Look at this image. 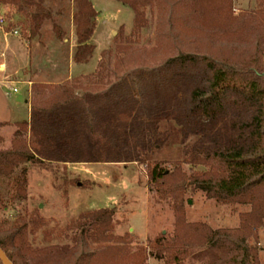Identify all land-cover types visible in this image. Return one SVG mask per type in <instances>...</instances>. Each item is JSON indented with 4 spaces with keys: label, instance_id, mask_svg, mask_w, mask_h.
Masks as SVG:
<instances>
[{
    "label": "rangeland",
    "instance_id": "rangeland-1",
    "mask_svg": "<svg viewBox=\"0 0 264 264\" xmlns=\"http://www.w3.org/2000/svg\"><path fill=\"white\" fill-rule=\"evenodd\" d=\"M35 1L42 3L51 14V19L44 23L37 36L32 35L30 28L29 14L34 8L26 14L14 5L0 2V123L6 124L0 128V151L12 148L16 125L30 119L34 86L62 85L71 80L70 66L76 63L79 47L77 24L84 16L79 0ZM90 2L99 15L94 34L88 42L95 50L88 62L82 64L91 63L93 68L90 67L92 69L87 75L77 77L85 87L92 81L98 82V79L91 80L90 77L98 73L102 59L110 63L111 71L116 69L118 46L126 44L124 37L131 35L134 19L133 11L115 0ZM204 12L199 13L200 23L204 22L206 29L213 27L217 44L234 38L233 32L244 25L245 30L240 32V37L246 38L248 44L233 50L222 48L221 43L220 46L207 43L206 34L195 32L193 27L190 33L199 36V41L185 45L178 43V46H170L163 51L157 39L156 15L148 10L150 24L132 45L138 48L137 53L128 59L129 65L123 66L119 74L123 76L127 72L134 74L159 68L170 58L180 55L198 56L200 60L207 57L235 70L244 69L256 58L264 65V52L260 54L256 44L260 40L264 43V0H234V14L239 25L214 26ZM16 30L18 35L14 34ZM198 66L204 68V63L200 61ZM10 88L18 89L19 93L9 95ZM197 88L195 82H188L186 86L171 87L164 94L183 123L170 119L155 125L165 143L161 149L148 155L143 163H61L50 160L43 165L29 163L24 165L28 179L25 200L14 198V174L11 178L0 176V239L14 235L16 229L20 230L16 238V246L20 250L15 249L17 263L75 264L78 255L72 258L68 253L74 247L80 224L84 222L83 215L109 209L115 212L113 230L90 238V246L97 253L90 262L82 264H124L128 248L147 246L161 234L174 235L176 231L182 234L191 249L187 264H232L229 262L228 245L208 244V234L210 231L239 229L241 216L250 215L252 208L218 203L208 199L193 185L186 186L190 184L184 182L186 178L197 172H207L210 166L214 167V177L221 176L225 169L216 160L212 159L208 167L188 165L179 167L181 171L174 170L178 168L177 163L184 160L186 148H191L203 135L204 147L200 152L203 156L230 153L238 146L249 144L251 129L248 126L257 107L230 96L223 109L213 107L205 113L195 107L193 92ZM148 98L146 96L147 101ZM189 128L191 132L202 131V135H190L187 139L185 133ZM25 138L28 139L27 135ZM158 162L174 173L167 180L169 186H185L178 195L185 212L182 222H178L175 216L171 197L159 199L149 190L146 164ZM261 193L264 198V187ZM262 207L264 209V203ZM247 243L257 249L258 263L264 264V218L259 227L252 229ZM13 244L8 242L6 248L14 259ZM148 264L165 262L150 258Z\"/></svg>",
    "mask_w": 264,
    "mask_h": 264
},
{
    "label": "trees",
    "instance_id": "trees-1",
    "mask_svg": "<svg viewBox=\"0 0 264 264\" xmlns=\"http://www.w3.org/2000/svg\"><path fill=\"white\" fill-rule=\"evenodd\" d=\"M115 1L134 13L132 33L124 37L126 44L119 45L115 55L116 69L111 71L110 63L102 59L100 70L90 77L91 80L98 79V82L92 81L90 86H83L79 78L54 87L36 84L33 88L30 119L16 125L12 148L0 151V176L11 178L14 174V198L25 200L28 179L24 165L29 163L43 165L46 160L61 163H143L148 155L161 149L165 143L155 125L170 119L183 123L165 100L164 94L171 87L195 82L198 85L193 92L195 107L205 113L213 107L223 109L230 96H236L257 107L248 126L251 129L249 144L238 146L230 153L203 156L200 154L204 147L203 135L191 148H186L184 160L177 163L178 168L174 171H181L179 167L188 165L194 168L208 167L212 159L225 169L221 176L214 177V167L210 166L209 171L191 174L184 182L190 183L187 187L193 185L196 190L205 193L208 199L218 203L252 208L250 215L241 216L239 229L210 231L207 243L214 246L227 244L230 250L229 262L232 264H259L258 251L248 245L247 237L251 236L252 229L259 227L264 218V198L261 193L264 187V65L256 58L244 69L235 70L207 57L200 60L198 56L180 55L170 58L159 68L141 70L134 74L127 72L123 76L119 74L123 66L129 65L128 59L137 53L138 48L132 45L150 24L148 10L156 15L157 39L163 51L170 46H178V43L185 45L199 41V36L190 33L193 27L195 32L206 34L207 43L220 46L221 42L216 43L217 35L213 27L206 29L204 22L200 23L199 13L205 11L210 23L217 27H229L235 23L239 25L238 17L234 14V0ZM0 2L14 5L26 14H29L31 8L35 9L29 14L33 36H37L44 23L51 19V14L43 8L42 3L35 0ZM79 3L84 16L77 24L79 47L75 61L83 64L88 62L95 50L88 42L94 34L99 14L90 0H79ZM242 30H245V25L233 32L234 38L224 41L220 38L223 41L221 47L233 50L239 45H247V39L240 37ZM256 44L257 51L260 54L264 52L263 41H257ZM200 61L204 63V68L198 66ZM146 96H149L148 101ZM3 126L6 124L0 123V128ZM185 134L188 139L190 135H202V131L191 132L189 128ZM146 167L150 192L155 193L159 199L171 197L178 222L184 221V207L178 195L185 186H169L167 180L174 173L166 170L159 162L147 163ZM114 215V210L109 209L83 215L84 222L80 224L74 247L68 253L72 258L78 255L75 264L90 262L94 258L97 252L90 246L89 240L99 233L106 235L112 231ZM15 231L14 235L0 239V248L13 264H19L15 249L20 252L16 246L20 230ZM8 242L14 243V259L6 248ZM190 251L188 242L176 231L174 235L161 234L149 241L147 246L128 248L124 264H148L150 258L164 261L165 264H187Z\"/></svg>",
    "mask_w": 264,
    "mask_h": 264
},
{
    "label": "crops",
    "instance_id": "crops-1",
    "mask_svg": "<svg viewBox=\"0 0 264 264\" xmlns=\"http://www.w3.org/2000/svg\"><path fill=\"white\" fill-rule=\"evenodd\" d=\"M0 38H1V36H0ZM90 67L93 68V66H91V63L84 64V65L72 63L71 66H70V79L77 78V77H79L81 75H87L89 73V71L92 69ZM9 106L10 105L7 103L6 109H7L8 112H9V108H10ZM11 112H13V110H11ZM0 264H2L1 261H0Z\"/></svg>",
    "mask_w": 264,
    "mask_h": 264
},
{
    "label": "water",
    "instance_id": "water-1",
    "mask_svg": "<svg viewBox=\"0 0 264 264\" xmlns=\"http://www.w3.org/2000/svg\"><path fill=\"white\" fill-rule=\"evenodd\" d=\"M0 260L2 264H13L12 261L8 258L6 253L0 248Z\"/></svg>",
    "mask_w": 264,
    "mask_h": 264
},
{
    "label": "built area",
    "instance_id": "built-area-1",
    "mask_svg": "<svg viewBox=\"0 0 264 264\" xmlns=\"http://www.w3.org/2000/svg\"><path fill=\"white\" fill-rule=\"evenodd\" d=\"M1 23H3V21H1ZM14 34L15 35H18V31H14ZM19 93V90L16 89V88H10V92H8L9 95H13V94H18Z\"/></svg>",
    "mask_w": 264,
    "mask_h": 264
}]
</instances>
